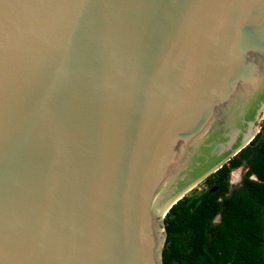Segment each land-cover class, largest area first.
Listing matches in <instances>:
<instances>
[{
    "label": "water",
    "instance_id": "obj_1",
    "mask_svg": "<svg viewBox=\"0 0 264 264\" xmlns=\"http://www.w3.org/2000/svg\"><path fill=\"white\" fill-rule=\"evenodd\" d=\"M263 119L264 0H0V264H163Z\"/></svg>",
    "mask_w": 264,
    "mask_h": 264
},
{
    "label": "trees",
    "instance_id": "obj_2",
    "mask_svg": "<svg viewBox=\"0 0 264 264\" xmlns=\"http://www.w3.org/2000/svg\"><path fill=\"white\" fill-rule=\"evenodd\" d=\"M243 163L242 185L230 191V171ZM202 184L165 215L163 264H264V119L250 143Z\"/></svg>",
    "mask_w": 264,
    "mask_h": 264
},
{
    "label": "flooded vegetation",
    "instance_id": "obj_3",
    "mask_svg": "<svg viewBox=\"0 0 264 264\" xmlns=\"http://www.w3.org/2000/svg\"><path fill=\"white\" fill-rule=\"evenodd\" d=\"M242 165H243V166H242L241 172H243V167H244V169H246V171H247V166H246V164L243 163ZM234 169H236V168H234ZM234 169H232V170H234ZM232 170L230 171V174H229V190H230V191H231L232 189H234V188L239 187V186L242 185L243 178H244V176H245V174H246V171H245V173H241V175H240V173H239V177L236 178V180H233V178L231 177V172H232ZM251 177H252V176H251ZM217 216H218V215H217ZM217 216H216V218H217ZM216 218H215L214 220H215V221H218V220H216Z\"/></svg>",
    "mask_w": 264,
    "mask_h": 264
},
{
    "label": "rangeland",
    "instance_id": "obj_4",
    "mask_svg": "<svg viewBox=\"0 0 264 264\" xmlns=\"http://www.w3.org/2000/svg\"><path fill=\"white\" fill-rule=\"evenodd\" d=\"M242 166H243V165H241V166L237 167L236 169L232 170V172H231V177L233 178V180H236V178L239 177V173H240V175H241V173H245L246 169H244V167H243V172H241ZM204 188H205V187H204V185H203L202 182H201L198 186H196V187H195L191 192H189V193H194V194H195V193H197V192H199V191H202Z\"/></svg>",
    "mask_w": 264,
    "mask_h": 264
}]
</instances>
